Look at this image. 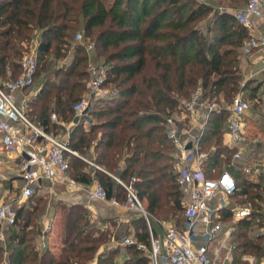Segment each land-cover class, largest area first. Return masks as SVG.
<instances>
[{"label":"trees","instance_id":"trees-1","mask_svg":"<svg viewBox=\"0 0 264 264\" xmlns=\"http://www.w3.org/2000/svg\"><path fill=\"white\" fill-rule=\"evenodd\" d=\"M218 4L214 0H0V77L19 75L26 51L22 43L38 29L37 63L43 62L45 74L37 94L28 100V112L47 130L57 132L60 120L73 122L69 143L81 156L68 153L70 175L84 184L96 178L109 197L122 200L125 188L113 175L125 180L135 176L147 210L160 221L173 219L175 227L183 229L185 204L177 183L175 146L166 133L167 117L180 113L182 100L199 85L205 97L228 103L245 88L240 62L248 33L234 16L235 7L221 9ZM214 8L219 9L211 14ZM80 29L94 40V53L110 63L107 85L118 95L109 102L96 98L88 114L74 122L73 105L86 93L89 78L87 44L74 41ZM59 57L71 60L56 65ZM53 112L58 120L52 118ZM88 115L96 121L85 126ZM227 115L225 107L210 111L199 148L205 153L202 167L207 176L232 170L238 187L230 202L251 208V215L238 219L240 228L231 233L233 262L243 263L245 254L260 260L264 253V236L250 233L264 226V186L256 179L264 178V172L252 176L233 162L234 149L223 141ZM82 156L104 169L92 167ZM29 200L18 208L5 240L0 239V264L115 263L120 249L105 243L111 239V229L95 228L82 203L69 204L62 211L59 249L49 245L39 250L48 197L36 192ZM221 214L223 221L234 218L231 206H224ZM133 223L135 238L125 244L130 255L121 264H151L149 253L139 246H150L146 222L138 215ZM154 223L159 233L162 225Z\"/></svg>","mask_w":264,"mask_h":264},{"label":"built area","instance_id":"built-area-1","mask_svg":"<svg viewBox=\"0 0 264 264\" xmlns=\"http://www.w3.org/2000/svg\"><path fill=\"white\" fill-rule=\"evenodd\" d=\"M234 16L248 33L241 52L264 54V0H246L243 6L234 9ZM77 38L82 39L81 32L77 33ZM88 49H93L92 43H88ZM33 54L24 55L22 70L17 77H0V166L16 156L22 180L19 192L0 200L2 240L7 236V230L16 223L18 208L37 192L44 179L53 183L61 180L72 185L78 184L69 172L68 153L81 156L69 143V130L73 122L64 124L65 129L56 133L54 130H47L29 115L27 102L29 96L35 94L34 83L38 68L37 58ZM88 75L86 93L73 105L79 118L88 114L96 98L106 99L118 95L117 89L107 85L108 72L103 64H90ZM223 107L228 111L229 140L225 146L234 149L233 160L236 163L243 161L238 165L251 175L264 172V162L256 163L253 159H246L242 149L237 148L246 139L243 118L250 107L249 100L238 93L231 103L226 104L224 99L219 101L205 97L204 89L199 85L190 97L182 100L181 112L169 115L166 120V133L175 146L177 183L185 204L183 229H178L174 224L160 222L147 210L139 196L135 176L125 180L112 174L125 188L126 196L123 200L116 196L109 197L105 186L98 179L88 188L89 201H105L143 216L149 232L150 246H139L147 249L151 264H225L224 260L223 263L219 261V255L224 249H228L229 258L232 260L230 254L235 245L227 244L231 239L230 230H225L219 244L211 250L212 242L219 239L224 229L221 209L231 206L234 218L240 219L250 216L251 208L230 202L231 195L238 187L231 171L226 169L218 176H207L202 167L205 153L199 148L200 133L210 111ZM52 118L58 120L56 112L52 113ZM189 142L192 143L190 148ZM82 158L94 167L104 169L94 161L83 156ZM90 220L93 221L91 217ZM155 221L162 225L160 233L156 231ZM51 229V224L47 222L40 227L37 241L39 250L43 251L49 246L48 233ZM132 240L126 236L123 242ZM120 244L115 243V248H119ZM7 255L8 253L4 263ZM243 259L244 262L240 264H264V253L258 263L252 255L243 256ZM71 264L81 263L74 260ZM87 264H94V261Z\"/></svg>","mask_w":264,"mask_h":264},{"label":"crops","instance_id":"crops-1","mask_svg":"<svg viewBox=\"0 0 264 264\" xmlns=\"http://www.w3.org/2000/svg\"><path fill=\"white\" fill-rule=\"evenodd\" d=\"M240 66L244 75L245 84H250L246 86L243 92L249 91L247 96L252 101V105L246 110L243 118L244 128H245V141L238 146L243 151V155L246 159H253L256 163L264 162V54L260 52H253L251 54H243L241 52V62ZM40 87L35 88V94L30 95L28 100H30ZM23 97V96H22ZM226 102V101H225ZM28 108V102H27ZM62 121V122H61ZM73 124V123H72ZM61 127L60 130L65 129L63 120L59 121ZM72 125H70L71 127ZM86 126V124H85ZM228 129V119L225 122V131L223 136L224 144L229 140ZM234 163H236L233 160ZM243 163V161H240ZM236 166L240 168L238 164ZM0 167V182L8 180V186H4L5 196L9 198L15 195L17 187L21 186L22 180L19 175V160L16 156L9 158L8 162ZM94 167L92 164H90ZM258 174H253L252 176H257ZM18 178V184L15 181ZM96 178H93L91 184H84L78 182L76 185L63 182L61 180L56 182H51L44 179L41 186L37 189V194L45 195L48 197V204L45 213L41 217V226L44 223L51 224V231L49 234V245H51L55 250L59 249L61 244V223L60 217L65 206L73 203H82L88 209L89 218L91 217L93 221H98L102 224V229H111L113 241L109 243L115 248V243L120 244L119 249L122 252L125 249V244L123 242L126 235H134L135 226L133 223V217H138V214L125 209L122 206H114L105 201H89L87 198L88 188L95 182ZM15 181V183H14ZM5 198V197H4ZM5 198V199H6ZM126 213V214H124ZM128 213V214H127ZM133 215L130 218V215ZM57 228V230H56ZM60 228V230H59ZM159 233L162 231L160 227ZM56 231V232H55ZM39 240V238H38ZM37 240V241H38ZM219 239L215 240L211 244V250L218 244ZM216 243V244H215ZM118 249V248H117ZM119 253V254H120ZM118 259L122 260L124 257ZM226 256V255H225ZM232 259V254H230ZM117 261V260H116ZM228 261V262H227ZM123 262V261H122ZM224 262L227 264H232L233 259L230 260L229 254L224 258ZM225 263V264H226ZM121 264V262L119 263Z\"/></svg>","mask_w":264,"mask_h":264},{"label":"rangeland","instance_id":"rangeland-1","mask_svg":"<svg viewBox=\"0 0 264 264\" xmlns=\"http://www.w3.org/2000/svg\"><path fill=\"white\" fill-rule=\"evenodd\" d=\"M214 2L216 3V4H218V2H219V4L218 5H220L219 6V8H234L235 7V9H238L239 7H241V4H242V0H214ZM219 8H214L213 9V11L211 12V14H213V12H215L217 9H219ZM209 16H211V15H209ZM210 17H207L206 19H205V22L207 23L210 19H209ZM78 32H81L82 33V39L81 40H79L78 38H77V33ZM78 32H76L75 33V36H74V41H79V42H81V41H84L86 44H87V47H86V49H87V52H88V55H89V61H88V66L90 65V64H103L106 68H108V66L107 65H109L110 63L106 60L107 58H105L103 55H101V56H99V55H96V53H94V48H95V44H94V40L90 37V36H86L85 35V33H84V30L83 29H80V30H78ZM33 36H32V39L31 40H29V41H22L21 43L22 44H24V49L26 50H24L25 51V53H24V55L26 54V53H34L33 55H35L36 56V58H37V48H36V46H37V43L40 41V31L38 30V29H36V30H34L33 31ZM88 43H92L93 44V49H88ZM38 60V59H37ZM70 60H71V58H69V57H59V58H57V60H56V65H63V64H65V63H68V62H70ZM42 61L40 62V61H38V64H39V69H38V72H37V77H36V80H35V83H34V87L35 88H38L41 84H42V82H43V77H44V70L42 69ZM114 85V84H113ZM241 85H245V87L247 86H249L250 84H248V83H246L245 84V82H244V80H242V83H241ZM115 86V85H114ZM248 92L249 91H246V92H243V90L241 89L238 93H240L243 97H245V98H247L248 100H249V102H250V105H252V101L248 98V96H247V94H248ZM238 93H236V94H238ZM108 100H110V98H106V102H109ZM226 104H228V102L226 101ZM94 121H96V118L92 115V116H89L88 115V117H87V121H86V126H89V124H91V122H94ZM64 122V124H67V125H69V123H70V121H67V120H65V121H63ZM73 126V125H72ZM61 127H59V129H58V131L56 132V133H60L61 132ZM69 131H71V127H70V130ZM70 135V134H69ZM62 136H64V135H62ZM93 152V151H92ZM86 157V156H85ZM87 158H89V157H87ZM87 161V160H86ZM5 164V163H4ZM2 166H4V165H2ZM2 166H0V167H2ZM232 166H235V165H232L231 164V168H232ZM236 167V166H235ZM237 168V167H236ZM229 171H232V170H229ZM232 174H233V172H232ZM256 179L260 182V184H262V186H264V178H262V179H259V177L257 176L256 177ZM255 180V179H254ZM16 182H17V184H18V178H16V180H15ZM15 181H14V183H15ZM240 181V180H239ZM8 180H6V181H4V182H0V200H2V199H5L6 198V196H5V190H4V186H6L7 184H8ZM8 186V185H7ZM19 190H20V186L19 187H17L16 188V192H19ZM5 197V198H4ZM7 199V198H6ZM30 201V200H29ZM27 203V202H26ZM26 203H24V204H26ZM244 206H249V205H244ZM124 214H126V213H124ZM128 214V213H127ZM130 215V214H129ZM132 216L133 215H130V218H132ZM157 217V216H156ZM137 217H133V219H136ZM158 218V217H157ZM159 219V218H158ZM160 220V219H159ZM91 221V220H90ZM162 221V220H161ZM160 221V222H161ZM93 224H94V226H95V228H98V229H102V224H100L98 221H91ZM159 221H158V223L161 225V223H160ZM165 222V224H174V220L173 219H169V220H166V221H164ZM238 219H235V218H229V219H226L225 221H224V229H222V231H221V233H220V237H219V241H218V244H219V242H220V240L222 239V237L224 236V233H225V230H230V232L232 233V232H234L235 230H237V229H239L240 228V226L238 225ZM56 230H57V228H56ZM59 230H60V228H59ZM56 232V231H55ZM250 233L251 234H253V235H258V234H261V235H263L264 236V226H256L252 231H250ZM126 236H128V237H130V238H132V239H134L135 237H134V235H130V234H128V235H126ZM61 237H62V234H61ZM264 238V237H263ZM113 241V239H112V236H111V239L109 240V241H106L105 243L107 244L108 242L109 243H111ZM262 243L264 244V239L262 240ZM216 244V243H215ZM217 244V245H218ZM227 244H233L232 243V240L230 239L229 241H227ZM216 245V246H217ZM102 248V247H101ZM143 248V247H142ZM144 250H145V252H147L146 250V248L144 247L143 248ZM121 251V250H120ZM148 253V252H147ZM229 254V251H228V249H224L221 253H220V255H219V261L221 262V263H223V260H224V258L227 256ZM233 254V253H232ZM122 255H124L123 257V259L122 260H119L118 261V259L120 258V257H122ZM130 255V253H129V251H127L126 249H123L122 250V252L115 258V263L114 264H119L120 262L122 263V261H124V259L125 258H127L128 256ZM226 255V256H225ZM246 255H251V254H245L244 256H246ZM253 256V255H252ZM255 258V257H254ZM117 260V261H116ZM241 260L242 261H244V259H242L241 258ZM255 260H256V262L258 263V262H260L261 260H262V257H261V259L260 260H258L257 258H255ZM228 262V261H227ZM226 263V262H225ZM227 264V263H226ZM229 264V263H228ZM232 264H240V262H237V263H235V262H233Z\"/></svg>","mask_w":264,"mask_h":264},{"label":"water","instance_id":"water-1","mask_svg":"<svg viewBox=\"0 0 264 264\" xmlns=\"http://www.w3.org/2000/svg\"><path fill=\"white\" fill-rule=\"evenodd\" d=\"M79 120V116H76L75 119H74V122H77ZM192 147V143L189 142L188 144V148Z\"/></svg>","mask_w":264,"mask_h":264}]
</instances>
